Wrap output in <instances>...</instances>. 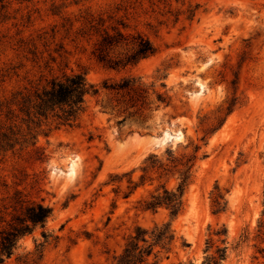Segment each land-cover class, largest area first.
I'll return each mask as SVG.
<instances>
[{"label":"rangeland","instance_id":"374dc122","mask_svg":"<svg viewBox=\"0 0 264 264\" xmlns=\"http://www.w3.org/2000/svg\"><path fill=\"white\" fill-rule=\"evenodd\" d=\"M89 15L127 38L104 62ZM139 36L153 56L108 64ZM63 73L95 90L78 123L0 157V231L52 209L6 264H112L136 228L167 227L148 264H264V0H0V101ZM185 178L176 217L144 209Z\"/></svg>","mask_w":264,"mask_h":264},{"label":"trees","instance_id":"16d2710c","mask_svg":"<svg viewBox=\"0 0 264 264\" xmlns=\"http://www.w3.org/2000/svg\"><path fill=\"white\" fill-rule=\"evenodd\" d=\"M106 23L107 20L102 16L89 15V18L84 22V28H81L79 32V36L88 41L97 38L92 55L102 62L106 60L109 51L128 44L126 36L117 27L107 26ZM118 26L125 28L122 24ZM135 40L131 53L125 55L121 60H109L108 64L114 67L120 65L126 67L131 64L135 65L155 54V48L147 39L139 36ZM132 87L133 82L123 80L109 88L116 92H123ZM94 92V88L87 84L83 74L67 75L63 73L51 77L44 85H37L32 91L17 92L1 100L0 157L7 152L14 153L16 149L22 151L28 147H35L38 136L44 133L43 128L50 126L55 129L74 127L86 109V97ZM157 98L162 101L160 96ZM226 110L229 113L231 111L230 107ZM162 166L160 164L158 169H162ZM153 168L151 166V169ZM186 179L182 180L175 193L163 189L162 194L158 192L150 194L144 203V209L156 211L159 208H166L172 217H176L181 209ZM51 216L52 209L41 202L21 206L20 213L11 218L8 228L0 231V264H6L5 261L12 257L20 238L30 235L37 227L44 228ZM168 234V227L161 230L156 229V233L153 231L150 235L147 231L136 228L134 234L128 237L122 253L114 258L112 264H148L149 257L160 242L172 241V235ZM221 259L223 256L219 255L216 260L210 258L207 262L208 264H218V260Z\"/></svg>","mask_w":264,"mask_h":264},{"label":"bare ground","instance_id":"6f19581e","mask_svg":"<svg viewBox=\"0 0 264 264\" xmlns=\"http://www.w3.org/2000/svg\"><path fill=\"white\" fill-rule=\"evenodd\" d=\"M178 138H180V136H178ZM69 165H70L69 166V174L72 175L74 173V167H75L76 164H75L74 161H72V162L69 163Z\"/></svg>","mask_w":264,"mask_h":264}]
</instances>
